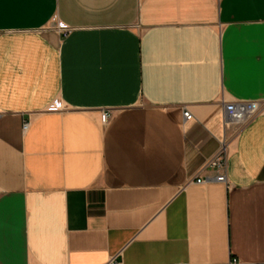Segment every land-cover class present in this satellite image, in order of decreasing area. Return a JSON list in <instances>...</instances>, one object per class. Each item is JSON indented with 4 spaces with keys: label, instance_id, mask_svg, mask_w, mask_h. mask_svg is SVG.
I'll return each mask as SVG.
<instances>
[{
    "label": "crops",
    "instance_id": "obj_1",
    "mask_svg": "<svg viewBox=\"0 0 264 264\" xmlns=\"http://www.w3.org/2000/svg\"><path fill=\"white\" fill-rule=\"evenodd\" d=\"M231 259L264 264V0H0V264Z\"/></svg>",
    "mask_w": 264,
    "mask_h": 264
},
{
    "label": "built area",
    "instance_id": "obj_2",
    "mask_svg": "<svg viewBox=\"0 0 264 264\" xmlns=\"http://www.w3.org/2000/svg\"><path fill=\"white\" fill-rule=\"evenodd\" d=\"M58 32L62 34H68L70 29L61 23H58L56 28ZM62 110V106L60 102H53L49 107H47V112L55 113ZM259 106L254 102H246V103H235L226 106L224 113V127H233L234 134L237 133L242 127L247 125L251 120H253L259 114ZM185 122L190 121L192 116L189 112H183L182 114ZM110 113L104 112L100 116V120L102 124H106L109 121ZM27 128L25 124L23 126V130ZM229 140L226 138H221L220 146L216 155L210 159L204 166L203 172H209L211 174L208 180H212L218 183H226L227 182V157H228V148H229ZM205 182L204 178L199 175L198 179L195 181L197 184H201ZM107 264H116L112 260ZM228 264H239L236 259H231Z\"/></svg>",
    "mask_w": 264,
    "mask_h": 264
}]
</instances>
